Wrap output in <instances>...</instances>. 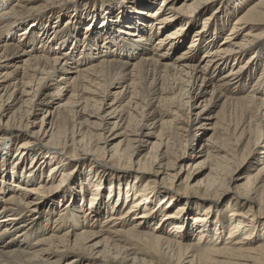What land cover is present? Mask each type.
Wrapping results in <instances>:
<instances>
[{
  "label": "bare ground",
  "instance_id": "bare-ground-1",
  "mask_svg": "<svg viewBox=\"0 0 264 264\" xmlns=\"http://www.w3.org/2000/svg\"><path fill=\"white\" fill-rule=\"evenodd\" d=\"M83 1L0 0V148L13 137L22 140L10 166L0 164V264H264V156L255 174L233 177L244 164L239 158L264 147V81L246 89L241 79L264 47V0L238 1L239 13L219 43L222 0H160L142 21L126 17L118 30L86 29L82 38L79 22L66 12ZM215 109L223 114L211 116ZM239 114L245 119L234 124ZM206 122L212 133L198 156L212 162L210 175L182 181V139L191 146L183 133ZM81 160L89 165L88 209L69 194L59 208L60 197L48 198L63 190ZM46 163L52 166L43 176ZM91 169L98 171L93 183ZM107 173L118 177V188L127 180L132 193L143 181L126 210L116 203L107 211L110 194L98 200ZM161 188L174 190L165 194L174 201L228 197L236 208L227 215L226 236L207 225L208 217L185 223L165 215L166 202L151 207ZM186 227L195 242L184 235Z\"/></svg>",
  "mask_w": 264,
  "mask_h": 264
},
{
  "label": "rangeland",
  "instance_id": "rangeland-1",
  "mask_svg": "<svg viewBox=\"0 0 264 264\" xmlns=\"http://www.w3.org/2000/svg\"><path fill=\"white\" fill-rule=\"evenodd\" d=\"M137 1L138 0H86V1H83V2L79 3L78 5L70 8L69 10H67L66 13L71 15V16H74V18L69 17L71 20L76 19L79 22V26L76 25V28L81 30V32L83 31V34L81 35V37L83 38L84 37V31L86 29H87L86 31H88L87 33H89V32H94L95 30H101L102 31V30L109 29L110 27H114V26L116 27V30H118V28H122L121 25L118 24L119 19L121 20V19L126 18V17H135L138 20L140 19L142 21V19H141L142 17L147 18V14L150 11L157 9L158 5L160 4V0H156L155 2H152V3L150 2V0H144V1L142 0L144 2V3H142L143 6L138 7V5H136ZM238 1L240 2L241 0H222V7H221L222 18L226 19V23H224V25H223L225 27V29H222V28L220 29L219 37L217 38V43H219L223 39L224 35L227 34V31L229 30L230 23H232V21L235 19V17L239 13V11L234 10L237 8L236 3ZM254 1H256V0H253V2ZM151 4L153 5L152 6L153 8H151V10H149L147 5H151ZM234 4H235V6H234ZM233 6H234V8H233ZM241 10L244 11L243 8H241ZM211 12H212L211 9L210 10L208 9L207 11L203 12L198 18V23H197L196 27H194V29H192L191 32L197 30V28H200L201 27V19H203L205 16L209 15ZM132 14H133V16H132ZM66 23H69V22L66 21ZM49 24H50V22H49ZM105 27H107V28H105ZM188 43H189V40H187L184 43V46H186ZM150 45H152V44L148 43L147 47ZM181 52L182 51L179 50V52L175 53L173 55V57H175L177 54H180ZM249 54H250V52L247 53L237 63L244 62L248 58ZM250 60L248 62L253 61V60H251V61ZM250 66H251V69L249 70V72H247L241 78L244 80L243 84H244L246 89H249V88L253 87L254 85H255V88L260 87L264 81V68H263L264 67V47L259 50V55L256 57L254 63H252ZM225 71H222V74ZM260 74L262 75L261 76L262 80H259V82H257L258 78H260L259 77ZM197 88L198 87L193 88L194 94L197 93ZM189 90H190V88L188 87L186 89V91H189ZM190 92H192V91H190ZM64 100H65V98H64ZM195 106L197 108L193 109V112H191V115H190L191 119H193L195 117L194 115L200 109L199 108L200 105L198 103ZM54 107H55V105L53 107H51L50 112L52 111V109ZM211 114H212L211 116H214L215 114H218V116L219 115L221 116L223 113L221 112L220 109H215ZM42 115H43L42 113H39L38 116L34 118V119H37L35 122L38 123L40 121V118ZM241 119H245V116H241L240 114L237 115V117L234 120V124L236 121H240ZM31 120H33V119H31ZM198 122H201V124H202L203 120H199ZM210 122L213 123L214 120H212ZM210 122L209 123L206 122L205 126L203 128L198 129L199 131H196V129L194 130V128H196L198 123H197V125L194 124V127L189 129L188 133H183V136L189 134V136L191 137L189 139L191 141L190 142L191 146L189 147L188 144L186 145V143H184V140L188 139V138L182 139V147L183 148H182L181 152H179L180 154H178V157H183V161L180 164V165H182V170L179 173V176H181L182 181L190 179V182H192L194 184L198 180L200 181L206 177L208 178L210 175V169H211V163L212 162L209 160L204 161V157L198 156L199 155L198 151L201 150V146L207 143L206 139H208V137L212 133L210 130H208V128H210L211 125H206V124H211ZM71 123H72V121L69 123V125H67V128L71 127ZM240 125H242V124H240ZM263 125H264V122H263ZM38 127H37V129H38ZM234 127H236V126H234ZM156 131H158V129ZM197 133H199V134L197 136H195ZM12 139L13 140L10 143L4 144L0 148V164L5 163V166H10L11 161H12V156H13L16 148H17V145L20 142H22L21 139H18L16 137H13ZM153 141H154V139H153ZM5 148H8L9 151ZM149 148H150L149 144L145 145L141 149V154H145L146 152H148ZM262 151H264V147H259V148L257 147V149H255V152H257V155L253 154L249 157L247 156V158H245L244 160H240V158H239L238 164L240 163V161H243L242 163H244V164H241L242 168H240V169L238 168V170H235V174H233V177L234 178L245 177V176H248L251 174L252 175L255 174L257 171L256 161L259 160L260 157L264 156V154H262V153H261V155L258 154ZM37 156L38 155L34 156L33 158L36 160V161H34V163L36 164L35 166L38 167V162H39L40 158H37ZM30 159L31 158L25 159L24 165L26 167L28 166L27 164L30 163V161H29ZM80 162H82V163H79V165H77L74 168L76 170V172L73 173V170L70 171L71 174L69 175V177L64 179L63 190H61L59 193H56L55 195L48 198V199L53 198L52 201L57 203V198H54V197H60V201L57 203V207H59V208H61L62 205H64L67 202V199H64L63 197L66 196L67 194H69L70 196L76 197V203L77 204L79 203L78 199H80V197L83 198V201L81 204L83 207V212H85L88 209L87 203H88L89 195L91 194L90 189L92 187H90L88 185L90 180H85V179H86V176L88 173L87 170L89 169V165L83 163V162H85V160H81ZM50 166H52V165L49 163H46L42 166L43 176H45L48 173V169L50 168ZM16 167H17V170H19L21 165H16ZM107 167H105V168H107ZM177 167H175V170L178 169ZM0 169H1V166H0ZM90 171L91 172L89 173V175H90V179L92 182L94 175H97L98 171H96L94 169H91ZM20 174H21V170H19L17 175L20 177ZM10 177H11V174H9V176L4 178L5 183L8 184L11 181ZM106 177L109 178V180L107 182L104 181V178H106ZM116 178H118V177L113 175V174H110V173L103 174V176L100 178L101 184H102L101 187L104 190V192L99 193V196H97V198L99 201H106L105 196L107 194L108 195L110 194L108 197L109 200L106 201L109 203L107 211H109L110 208L112 207V205L116 204V203L123 205V209L126 210L127 207L129 206L130 202H132V197H134L135 192L143 184V181L141 180L139 182V186L137 187V189L134 191V193H132L130 191V189H127V187L125 188V184L127 183V180H124V183H119L120 185L118 188L117 187L118 182H115V181H117ZM244 181L245 180H240L239 183H242ZM0 183L2 184L3 182L0 180ZM106 183H108L111 186V189L109 188L110 190L107 189L108 185L106 186ZM177 183L179 184L180 180ZM15 184L16 183H11V185H15ZM103 185H104V187H103ZM179 185L181 186L180 189H182L184 187V183L179 184ZM156 186L158 187L159 185L157 184ZM12 188L14 189L13 186H12ZM201 190H202V188H201ZM167 192H170L172 194V193H174V190H167L165 188H161V192L156 194V197H154L153 202L150 203V206L151 207H155V206L159 207L160 204L166 202V204H164L165 215L170 216V215L174 214L180 218L178 220L183 219V222H185V223H190L192 221H193V223L198 222V221L194 220L197 217L199 219H201V221H199V222L203 223V221H202L203 217H208L209 219L207 221V225L211 228H214V226H215V228L218 229V233H221V236L223 238L226 236L228 228H229L228 227L229 219H228L227 215L230 213L231 209L236 208V207H233L234 203H232V201L228 202L229 201L228 197L226 198V196H224L222 199H220L218 201H204V200L196 201L198 199L194 198V197H196L194 195H193V198L190 195H183L180 197L179 201H174L173 199L169 200V198H167L165 196V194ZM197 192H199V191H197ZM0 195H2V192H0ZM126 196H128L127 199H126ZM73 200H75V199H73ZM172 203H174V204H172ZM46 207H47V204L44 203L41 206V209L44 210ZM178 209H181V211H179ZM139 214H140V211H139ZM137 215H138V213H137ZM55 216H56V213L52 215L51 220H53V218H55ZM102 217H104V215H101V219H102ZM99 222H100V220H99ZM156 223H157V219L150 221L148 223V225L151 226V228H153L156 226ZM256 225L258 227L259 224H256ZM162 229L168 230L169 226H167V225L163 226ZM184 235L186 237H188L190 241H193V242H195L197 239L196 234H194V232L192 234V232L187 227H186V232H184ZM254 235L257 236L256 234H254ZM211 237H213V235H211ZM257 239H259V238H257ZM63 262H61L60 264H62Z\"/></svg>",
  "mask_w": 264,
  "mask_h": 264
}]
</instances>
